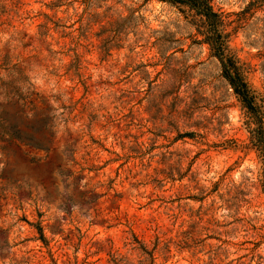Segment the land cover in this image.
Instances as JSON below:
<instances>
[{
    "label": "rangeland",
    "instance_id": "374dc122",
    "mask_svg": "<svg viewBox=\"0 0 264 264\" xmlns=\"http://www.w3.org/2000/svg\"><path fill=\"white\" fill-rule=\"evenodd\" d=\"M212 5L264 99V0ZM199 26L156 1L0 0V264H264L248 118Z\"/></svg>",
    "mask_w": 264,
    "mask_h": 264
},
{
    "label": "trees",
    "instance_id": "16d2710c",
    "mask_svg": "<svg viewBox=\"0 0 264 264\" xmlns=\"http://www.w3.org/2000/svg\"><path fill=\"white\" fill-rule=\"evenodd\" d=\"M167 3L188 10L200 19L199 34L209 46L212 56L221 64L222 77L241 104L248 121V149L257 155L260 173L259 183L264 195V99L247 83L238 61L229 50V35L226 33L222 14L212 5V0H145ZM24 142V141H23ZM28 146V145H27ZM50 149H46L48 153Z\"/></svg>",
    "mask_w": 264,
    "mask_h": 264
}]
</instances>
